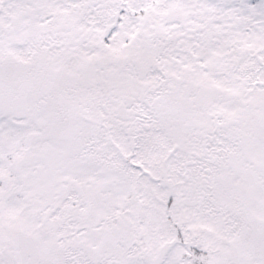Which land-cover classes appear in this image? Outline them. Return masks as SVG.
<instances>
[{"label":"snow or ice","instance_id":"1","mask_svg":"<svg viewBox=\"0 0 264 264\" xmlns=\"http://www.w3.org/2000/svg\"><path fill=\"white\" fill-rule=\"evenodd\" d=\"M0 264H264V0H0Z\"/></svg>","mask_w":264,"mask_h":264}]
</instances>
